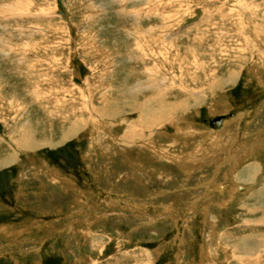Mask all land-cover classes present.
<instances>
[{
	"label": "rangeland",
	"instance_id": "obj_1",
	"mask_svg": "<svg viewBox=\"0 0 264 264\" xmlns=\"http://www.w3.org/2000/svg\"><path fill=\"white\" fill-rule=\"evenodd\" d=\"M263 247L264 0H0V264Z\"/></svg>",
	"mask_w": 264,
	"mask_h": 264
},
{
	"label": "bare ground",
	"instance_id": "obj_2",
	"mask_svg": "<svg viewBox=\"0 0 264 264\" xmlns=\"http://www.w3.org/2000/svg\"><path fill=\"white\" fill-rule=\"evenodd\" d=\"M112 1V0H111ZM237 1V0H236ZM10 4V3H9ZM12 4V3H11ZM14 4V3H13ZM17 5H18V3H17ZM237 6V5H236ZM256 8V7H255ZM155 9V8H154ZM250 9H251V7H250ZM16 10V9H15ZM253 11V10H252ZM167 25V24H166ZM241 30V29H240ZM163 58V57H162ZM176 86V85H175ZM159 89V88H158ZM8 93V92H7ZM165 93V92H164ZM161 98V97H160ZM163 99V98H162ZM64 101V100H63ZM164 101V100H163ZM162 101V102H163ZM168 105V104H167ZM165 107H166V105H165ZM164 107V109H168L167 107L165 108ZM8 109V108H7ZM144 109V108H143ZM78 111V110H77ZM72 112H74V111H72ZM76 112V111H75ZM68 113V112H67ZM76 114V113H75ZM142 114V113H141ZM72 115H74L73 113H72ZM214 115V114H213ZM65 116V115H64ZM142 116V115H141ZM72 117V116H71ZM78 117V116H77ZM156 117V116H155ZM218 119H220V121L222 120V117H217ZM216 118V119H217ZM239 119V118H238ZM75 120H77V119H74V121ZM149 120V119H148ZM235 120V119H234ZM140 121V120H139ZM225 121V120H224ZM235 121H237V120H235ZM82 122V121H81ZM154 122V121H153ZM224 124H225V122H223ZM75 124V123H74ZM79 124V123H78ZM222 124V123H221ZM73 125V124H72ZM222 128V127H221ZM74 129V128H73ZM73 129H72V131H73ZM70 130V129H69ZM28 131V130H27ZM71 130H70V132H72ZM212 132H216V131H214V130H211ZM220 131V130H219ZM211 132V133H212ZM63 138H65V135H63ZM17 152V151H16ZM11 154V153H10ZM12 155V154H11ZM15 155V154H14ZM6 159H7V157H6ZM10 159L12 160V159H15V158H11L10 157ZM4 161H5V159H4ZM14 161V160H13ZM16 161V160H15ZM12 162V161H11ZM2 166V165H1ZM264 248V247H263ZM250 255H251V253H250ZM258 258V257H257Z\"/></svg>",
	"mask_w": 264,
	"mask_h": 264
},
{
	"label": "water",
	"instance_id": "obj_3",
	"mask_svg": "<svg viewBox=\"0 0 264 264\" xmlns=\"http://www.w3.org/2000/svg\"><path fill=\"white\" fill-rule=\"evenodd\" d=\"M220 119L212 118L210 125L213 127H218L219 126Z\"/></svg>",
	"mask_w": 264,
	"mask_h": 264
}]
</instances>
